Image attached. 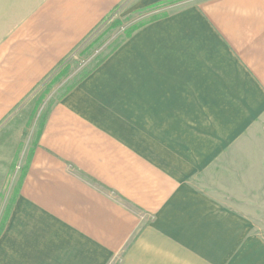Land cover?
I'll use <instances>...</instances> for the list:
<instances>
[{"label": "crops", "instance_id": "crops-1", "mask_svg": "<svg viewBox=\"0 0 264 264\" xmlns=\"http://www.w3.org/2000/svg\"><path fill=\"white\" fill-rule=\"evenodd\" d=\"M171 1L0 0V128L157 15L51 91L0 264H264V0Z\"/></svg>", "mask_w": 264, "mask_h": 264}, {"label": "rangeland", "instance_id": "rangeland-1", "mask_svg": "<svg viewBox=\"0 0 264 264\" xmlns=\"http://www.w3.org/2000/svg\"><path fill=\"white\" fill-rule=\"evenodd\" d=\"M189 0H172L170 3L164 5L165 7H182L188 6ZM163 7V6H162ZM163 15V14H161ZM141 17V15H132L129 18L119 20L118 18H112L106 27L98 32L92 40L85 44L80 51H78V58L73 61V64L69 65L66 69L61 70L55 74L36 94L27 102L24 107H20V110L12 117V119L0 128V170L4 171L5 178H3V191L0 193L1 200L8 199L10 201L11 192L15 187L16 180H14V186L11 185L12 174L17 173L19 168H22L27 161L28 151L34 146L39 131L40 117L44 114L48 104L52 102L51 91L59 84L71 70L76 69L81 62L87 61L95 63L98 57L102 54H98L100 47L106 42L115 32L124 24H131V28L147 22L148 20L156 17ZM96 56V58H94ZM87 64V63H86ZM91 67V64L87 68ZM57 96V95H56ZM7 163V165H5ZM7 168V169H6ZM18 169V170H17ZM16 174H14L15 176ZM7 184L9 185V192L7 193ZM8 194V195H7ZM4 206L0 208V217L4 218L5 208L8 205L7 200L4 202ZM3 220V219H2Z\"/></svg>", "mask_w": 264, "mask_h": 264}, {"label": "trees", "instance_id": "trees-1", "mask_svg": "<svg viewBox=\"0 0 264 264\" xmlns=\"http://www.w3.org/2000/svg\"><path fill=\"white\" fill-rule=\"evenodd\" d=\"M43 124H44V115H41V117H40V123H39V129H41V127L43 126ZM0 226H1L0 228H2L3 222H2V224Z\"/></svg>", "mask_w": 264, "mask_h": 264}]
</instances>
